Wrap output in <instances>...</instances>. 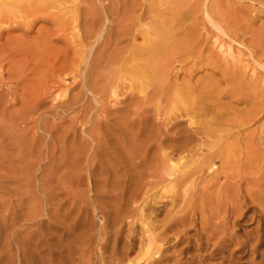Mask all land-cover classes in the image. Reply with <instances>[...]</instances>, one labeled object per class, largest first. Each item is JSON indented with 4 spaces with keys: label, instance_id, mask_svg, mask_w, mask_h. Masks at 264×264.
<instances>
[{
    "label": "bare ground",
    "instance_id": "6f19581e",
    "mask_svg": "<svg viewBox=\"0 0 264 264\" xmlns=\"http://www.w3.org/2000/svg\"><path fill=\"white\" fill-rule=\"evenodd\" d=\"M68 1H70V0H68ZM121 1H124V0H121ZM125 1H124V5L126 6L127 4L125 3ZM150 1H152L151 2L152 6H154V5L156 6L157 3H159V1L157 2L156 0L155 1L150 0ZM166 1L169 2L168 0H166ZM179 1H180L179 4H181L180 7H182V3L183 2L187 3L188 0H186V1L185 0H179ZM195 1H197V0H195ZM214 1L211 0L212 4L217 5ZM217 1L218 0H216V2ZM254 1H258L259 4L262 1L264 2V0H254ZM53 2H55V3L58 2L59 4H62L61 2H63L65 4L66 0H12V1L0 0V15H2V17H3L4 15L8 14V15L4 16V17H7L9 15L11 16V14L13 12L14 16H15V12L17 11V8L18 9L19 8L25 9L26 6H29L32 3L33 4H38V3L39 4H42V3L52 4ZM72 2H73V0H71V3ZM81 2H82V0H81ZM101 2L103 3V0ZM170 2L171 3L175 2V0H170ZM189 2H191V1L189 0ZM199 2L200 1L198 0V4H199ZM202 2L205 4L206 1L204 2L203 0H201V2H200V4H202L200 7L201 10H198L199 8L194 9V7H193L194 11L195 10H198L199 12L202 11L201 13L203 14L204 19L208 22V24H210L213 28H215L217 31H219L221 33L222 37H219L216 34L215 35L211 34L212 37L210 39V37L208 38L205 34H204L205 35L204 36L202 33H201L202 35L200 33H198V34H196L197 36L196 35L193 36L195 29L190 28V27L195 26V28H196L197 24L192 21L193 24L191 25L190 24L191 21H189L190 23L187 25L186 28L184 27L185 29H182L185 24H181L182 25V28H181L182 31L179 33L181 34V37L184 38V41H182L181 38H180L181 40L176 39V38L174 39V37H176V36L173 35L172 33H170L171 29H168L169 27H166V25H168L167 23L170 24V22H171L168 20L170 17L169 16L170 14L168 15L169 17H167V20H166V18H165L166 14L164 15V14L159 13L160 18L165 19V20H161L159 18V16H155V15H158V11H160L157 9L158 11L156 10L157 11L156 12L155 11V9L157 8L156 7V8H154V10L152 9V11H151L152 13L155 11L154 17H153V15L149 16L150 11H146V14L151 19H152V17L154 18V20L150 19V21L152 22V23H149V24H151L150 26L146 27L143 25L145 29H142L140 26V29L143 30L141 32V30L138 27L139 25L138 26L135 25L137 27V29L140 30V32L142 34V35L141 34L140 35L143 37L142 38L143 41H141V44H139L136 40L134 42L135 43L137 42L138 44H135V43H133L132 40H130L129 44L127 43L128 45H125L126 40L124 41V44H123L122 43L123 40L121 42V39H123V37L129 33L125 30L126 27L124 28V26L121 25L122 22H119V19L117 20L119 15L116 16V21H117V24L118 23H121V24L120 25L118 24V26L116 25L117 28H114L115 25L112 26V24L111 25L109 24V26L106 28L101 27L102 25H100V27L97 28V27H95V23H99V22L96 21V19H95V22L93 21L94 19L85 20V18H86L85 16H87V15L85 14L86 11L84 12V10H83L82 13L84 14V16H82V18L85 17L83 19L87 23L82 22L83 26L84 25L85 26L83 29H81L82 31H81L80 37L83 40H90V42L88 43V45H86V46H88V50L86 49L87 47H84V50L82 49V47H80V50L82 52L84 51L87 53H86V55L84 53V59H82V66H80V68H78V69H76V68L73 69L74 67L72 68L73 70L71 73L72 74L71 75V82L69 83L70 86H68L67 84H62L61 82H65V80L63 78H58V80L56 81L57 82L56 88L60 90L61 94L59 92H57L58 96H56V95H53L52 91H50V89L52 88V85H50V83H51L50 82L49 84H47V86L43 87L44 89H42V92L38 91L36 94H32V95H35V96H33L32 99L30 98V100L24 101L23 103L20 104L22 108H20L21 110H17V112H19L17 117L14 115H11V114H7V113H6L7 116H5L4 106L2 105V103H0V130H1L0 138H2L1 136H5L8 138V140H11V141L12 140H17V141L19 140V142H20V139H17L18 136L17 135L15 136V134H14V132L15 133L17 132V130H15V128L17 126V125H15L16 118L19 119L25 125L26 121L30 120V119H28V116L29 117L31 116L30 114H37V117L34 118L33 121L32 120L31 121L35 122L38 119L39 122L37 123V129L39 130V132H37V131L35 133L33 132L35 134V136L33 137L32 140H36L34 143L36 145H38L40 148H37V146H35V147H36L37 151L39 152V154L42 156V158L46 160V162L42 161L43 163L39 165V168L41 169V171H40L41 177L39 176L40 178L38 179V185L37 184L36 185L38 186L37 189H39V191L43 195L46 203L49 202V199L51 196H53V195L56 196V193L53 194V190H54L53 188H54V184H55L54 179H60V178L65 179L68 177L67 180H69L70 182H68V184L66 182V184L73 186L74 179L78 182L79 179L85 178V177L79 178L80 175L78 174L83 169L86 172L85 173L86 174L85 176L87 177L86 179L89 178L90 181H92L91 180L92 177L98 176V178H99V176L101 177L105 174L103 179H100V180H102V183L104 180V184H105L104 188L106 186H109L110 188H115L116 185L119 184L120 182H121V185L125 186V185H127V183H129L132 180L131 176H133V177L135 176L134 178L138 177L136 183H134L135 190H137L138 188H140V189L145 188L143 193H141L142 195H144L146 192L148 193V191H150L152 189L156 190V188H157V189H162L163 193H166V195H167V193H170L171 197H170V195H169V197L171 198L170 200L172 202H174V199H176L177 197L179 199L181 198L180 200L182 201L181 203H183V204H178V206H175V207H179L180 205H182V206L185 205L184 207L187 210V207L189 208L191 206L192 207L194 206L193 203L194 204L198 203L199 208H197V210L200 209L199 210L200 211L199 224L203 225V226L202 225L200 226L201 227L200 229L202 231H204V226L206 229L205 230L206 232L205 233L203 232L204 236H205L204 239L209 240V241L212 238L215 239L214 243H212V247H211L212 249L206 255H204L203 258H206V257L209 258V257L214 256V254L216 256H217V254H219L220 260L223 259V257H224L223 253H225L226 250H228V248H227L228 245H230V243L233 242L231 235L234 233V232L231 233V231H233V230H229L230 231L229 233L225 232V231H227V225L226 224H228L227 223L228 221H230L232 225L237 223L238 220L235 218L236 217L238 218L239 216L243 215V212L241 211V207L242 206L245 207L246 204H249L246 206L247 207L246 210L253 208V211H252L253 215H251L250 217L255 222L256 226L254 228H251L247 233H245V238L243 241L239 242L236 239V246H238L236 250L240 253V255L242 254V256H244L247 253L252 255V256H250V259L248 261L249 264H262V263H264V258L261 259L260 263H257V262L254 263V258L256 256H261V254H259L258 251H256V250L261 245V239H262V236L264 235V231H263L264 229L263 230L261 229V226L264 225V189H263L264 188V180H263L264 178L262 179L261 175L257 174L258 168L256 171L255 167L257 165L256 162L258 160L260 162V160H262V158H263V154L258 153V151H259L258 145H260V143H261L260 141H262V140L264 141V136L262 138L259 134H257V133L254 134L255 133V132L253 133L254 130L252 132H247V133L242 134V130L239 129L238 127H244V125L249 124L250 122L251 123L255 122L259 118L260 115L264 114V107H260L261 102H259L260 104L258 103V101L256 99L257 96L255 95L256 92H258L257 89L258 88L261 89L262 80H263L262 78L264 77V41L259 42L260 39H257V40H259L258 41L259 43L255 44V45H251L250 43H249L250 45H244L245 42L242 43L241 41L240 42L237 41L238 38L236 39V37H234L235 36L234 34H232L234 36L230 35L231 33L227 34L225 31H222L219 28V24L216 25L213 22L212 18L209 15V13L212 10L210 12H209L210 9L207 11L209 6L207 8V6L204 5ZM107 3H109V2H107ZM107 3H106V6L108 5ZM122 3L123 2H121L120 5H123ZM171 3H168V4H171ZM193 3H194V5L197 4V3L195 4V2H193ZM67 4H68V2H67ZM80 4L81 3H78V5H80ZM93 4L97 5V3H93ZM159 4L163 5L162 2H160ZM168 4H167V8L168 7L171 8L172 5L168 6ZM116 5H117V3H116ZM190 5H192V4H190ZM37 6H40V5H37ZM106 6H103V8H102V9H106L105 10L106 15H103L104 12L102 14H99L98 10L96 13H98V17L103 15L102 17H104V19L110 23V21L108 20L107 12L109 14H111V12L107 11L108 10L107 8L109 6H107V8H106ZM150 6H148V8ZM176 6L179 7L178 4H175L173 6V8L175 9ZM65 7H68V6H65ZM78 7L79 6H77L76 3H73L71 7L69 6L71 13L73 14V12L75 11L76 12L75 14H77ZM92 7H94V5ZM98 7H100V6H98ZM161 7H163V6H161ZM165 7H166V5L164 6V9H165ZM46 8H47V6H46ZM123 8H124V6H123ZM145 8H146V6H145ZM173 8H172V10L174 11ZM182 8H184V5ZM15 9H16V11L14 12L13 10H15ZM81 9L82 8H80V12H81ZM95 9H97V7ZM119 9H120V7H119ZM164 9L162 8L161 11H163ZM220 9L217 8L216 10H220ZM59 10H61V9L59 8ZM172 10L170 9V12H172ZM191 10L192 9H190V11ZM65 11H66V9H65ZM67 11H69V10H67ZM117 11L115 13L116 15L121 10H119L118 12ZM140 11H141V7H140ZM165 11H166V9H165ZM183 11H184V9H183ZM183 11H182V13H183ZM239 11H242V10H239ZM143 12H145V11H143ZM251 12H253V10ZM184 13H186V12L184 11ZM184 13L180 14V15H182L181 17H180V15H179V17H177L176 20L178 23L179 22L182 23L181 22L182 20H180V19L185 15ZM189 13L190 12L188 10V14ZM191 13H190V15H191ZM195 13L196 12H194L193 14H195ZM218 13L220 14V12H218ZM26 14H28V13H26ZM72 14H71V16H72ZM93 14H95L94 9H93L92 15ZM113 14H114V11H113ZM12 16H11V19H12ZM62 16H63V14H62ZM121 16H122V14L120 15V17ZM176 16H177V14H176ZM76 17H79V15L78 16L75 15L73 20H69V22L70 21L73 22L75 20H78V18L76 19ZM80 17H81V15H80ZM93 17H95V16H93ZM143 17H145V15ZM96 18H97V16H96ZM128 18H130L129 15H128ZM191 18H192V16H191ZM111 19H113V18H111ZM123 19L124 18L120 19V21H122ZM141 19H143V18H141ZM215 19H217V18H215ZM59 20H61V19H59ZM97 20H99V19L97 18ZM129 20H135V19H129ZM138 20L139 19H137V21H135V22H139ZM145 20L141 21V22H144L143 24L149 22L148 17L146 20L147 22H145ZM178 20H180V21H178ZM183 20H184V18H183ZM185 20H187V19H185ZM201 21H202V19H201ZM236 21H239V20H236ZM75 22H77V21H75ZM100 22H101V19H100ZM111 22L116 23L115 21H111ZM125 22H128V20H126ZM125 22L123 24H125ZM220 22H221V19H220ZM246 22H247V19H246ZM187 23L188 22H186V24ZM66 24H68V23H66ZM175 24L176 25H175L174 29L178 25H180V24L177 25L176 21H175ZM199 24L200 23H198V25ZM125 25H127V24H125ZM140 25H142V23H140ZM81 26L79 28H82ZM202 26H204V25L202 24ZM73 28H75V27H73ZM76 28H77V26H76ZM177 28L174 30V31H176V32H174L175 34L177 33ZM187 28H190V29L187 30ZM133 29H135V28H133ZM137 29H135V31ZM200 29L202 30V28H200ZM77 30H80V29H77ZM103 30H104V32H103ZM196 30H199V29H196ZM204 30L202 32H204ZM209 30L211 31V29H209ZM209 30H207V32ZM248 30H249V28H248ZM137 32H138V30H137ZM238 32H239V30H238ZM251 32H252V30H251ZM78 33H79V31H78ZM196 33H197V31H196ZM204 33H206V32H204ZM239 34L237 33V35H239ZM257 34L258 33H256L255 35H257ZM76 35H78V34H76ZM133 35H134L133 33L131 35L129 34L131 39H132V37H134ZM138 35H139V32H138ZM172 35L174 36L172 42L174 43V40H176L175 43L174 44H167L168 38H170ZM200 35H201V37L202 36L203 37L202 38L199 37ZM178 36H177V38H178ZM135 37H137V36L135 35ZM261 37L264 40V33H263V35H261ZM261 37L258 36L257 38H261ZM74 39H76V38H74ZM247 39H249V38H247ZM187 40H189V43L185 45V43H186L185 41H187ZM240 40H242V39H240ZM250 40H251V37H250ZM252 41H255V40H252ZM81 42H82V44L84 42L86 43V41H84V42L81 41ZM120 42H121V44H123L125 46L124 47H122L123 45L119 46ZM233 42L234 43L236 42L237 44L240 43V45L243 44L242 45L243 48L245 47L244 50L235 48ZM98 43H99V46L101 48V49L99 48L100 50H97L98 47H97V49H96V47H94L95 44H98ZM251 43H253V42H251ZM43 44L44 43H42V45ZM46 44H48V43H46ZM42 45H41V47H42ZM80 45L81 44H79V46ZM76 46H78V45H76ZM15 50H17V49H15ZM27 50H29L28 47H27ZM33 50L34 49H32V51ZM44 50H45V48H44ZM46 50H47V48H46ZM116 50H118L117 53L115 52ZM17 51H19V50H17ZM19 52H21V48H20ZM82 52L80 53L81 55H82ZM112 52H115V54H116L115 56H117V58H115V57L114 58L116 60H113L111 58L110 54ZM40 53H41V51H40ZM194 53H195L196 57L195 56H190V57H192L194 59H198V60L202 59L204 61V66L207 67V69H210L213 73L218 74L219 77L217 78V76L216 77L210 76L211 72L208 73V71H206L207 77L205 74V77H200L201 80L200 79L199 80L194 79L195 81L193 80L194 83L191 85L187 84L188 83V82H186L187 80L184 81V82H186V84H183V85L182 84L180 85L179 83L176 85L175 84L176 81L174 84L171 82L172 85L168 84V83H166V84H168L166 86L163 85V82H164L163 80L166 79L167 74L169 72H172V73L176 72V71H173L174 69H176V67L174 66V63H180V62L184 61L185 59H187V57H189L188 56L189 54L194 55ZM12 54H15L13 56L11 55L12 57H14V59L11 57L13 59V60L11 59L13 62H14V60H16L20 57V56L18 57V54L16 55V53H12ZM80 54H78V55H80ZM245 55H247V56L244 57ZM15 56H17V57H15ZM21 56L23 58V54H21ZM26 56L27 55H25V57ZM109 57L111 59H109ZM63 58H61V60H64ZM80 58H81V56H80ZM80 58H78L79 61H80ZM193 60H191V61H193ZM198 60H197V64H199L198 62H200ZM202 60H201L202 65H200L201 64V62H200V64L198 65L199 68H197V69H200V67L201 68L203 67V61ZM41 61H42V59H40V62ZM52 63H54V62H52ZM52 63H50V64H52ZM71 63L74 64V62H71ZM53 65L55 66V63ZM193 65H195V63ZM49 66H50L49 69H51V67L55 68L54 66H51V65H49ZM77 66L79 67L78 64H77ZM112 66H113V68H116V70H117V71H115V73L116 72H118V73L123 72L128 76V79L126 81V82H128V84L127 83H121L122 85L127 84L124 87L121 86V89L123 88L122 91H118L120 89L117 88V86L111 85L106 80L107 73H109L111 75V73L109 71H110V69H113ZM179 66L180 65H178V67ZM63 67H60L59 70H61ZM65 67L63 69L64 71H65ZM185 67H186V64H185ZM181 68L184 69L183 67H180L179 69H181ZM66 69H68V68H66ZM104 69H107L105 73H104V71H105ZM203 69H206V68H203ZM22 70H23V68H22ZM186 70H188L187 67H186ZM64 71L61 75L60 74L59 75L60 76L64 75ZM22 72H24V71H22ZM191 72H193V71L191 70ZM47 73L48 72H46L43 75H47ZM58 73H56V74H58ZM118 73H117V75H118ZM177 74H179V73L177 72ZM208 74H209V76H208ZM48 75H49V73H48ZM112 75H113V73H112ZM119 75L122 78V76H121L122 73H120ZM211 75H212V73H211ZM174 76L172 78L176 79ZM190 76L191 75L189 74V77ZM215 78H217V79H215ZM46 79H48V78L46 77ZM109 79H110V77H108V80ZM111 79H110V82L112 81ZM101 80H106L108 83L107 82H105V83L110 84V85L109 86L98 85ZM116 80H118V79L116 78ZM169 81H170V79H169ZM182 81H183V77H182ZM115 82H117V81L114 80V82L113 83L111 82V83L115 84ZM118 82H119V80H118ZM118 82L116 84H118ZM123 82H124V80H123ZM167 82H168V80H167ZM38 83L40 84L41 82H38ZM221 83H223L224 86H222V89L219 90L218 87H221V86H219V84L221 85ZM16 84L18 85V83H16ZM43 84H46V82ZM17 85H16V87H17ZM169 85H171V86H169ZM225 86H226V88H223ZM145 87L146 88L150 87L151 92L154 95H156V96H154L156 99L160 95L165 94V100L170 103V105L168 103H166V104H168L167 108H169L168 114L165 113L168 116V117L166 116L168 121H169V115L170 114L174 115V117L171 115L172 116L171 119H174V121H175V118H177V117H181V116L182 117L183 116L188 117V119H187L188 125L185 126L180 132L177 131L178 133L176 136H175V133H176V131H175L174 136L166 137L164 134L166 129L164 130L165 127L163 128V126H161V125H165L167 120L165 123H162V121H161V123H159L158 122L159 120H158L157 121L158 123L154 124L153 122H154V116L155 115L154 116L152 115L153 116V118H152L153 122H150L152 125L151 124L147 125V123L145 121L146 119L144 117L146 115H144L145 112H143V111H142L143 114L138 113L135 116L133 115L134 117L131 116L132 113L131 114L129 113L130 115H128L124 118H119V120L121 119L120 122L118 120V122L120 124L117 123L116 126L115 125L113 126V127H117V128H112V130L116 129L119 132L118 135H116L117 138H114L112 135L115 133L114 131L112 133H110V132L108 133V131L109 130L111 131V129L106 130L107 132L103 131V129L100 130L102 132H97V131H95L96 130L95 129L94 133L89 130L90 128H87L89 131H86L84 129V127L87 125V123L90 125V127H93L95 125L94 122L90 118H88V114L90 113L89 111H91L90 110L91 108H93L94 106H96V107L100 106V104H102L103 99H104L103 101L105 103V100L108 101L110 99V97H113L115 99L120 94L121 95L126 94L125 89L131 90L132 88L138 90V93L140 92V94H142V97L143 96L145 97V93H144ZM165 88H167V89H165ZM38 89L40 90L41 87ZM164 89L169 90V91H166V93H165ZM52 90L55 91V89H53V88H52ZM262 90H263V88H262ZM31 91H32V89H31ZM105 91H106V94L104 93ZM149 92L150 91H147L146 93H149ZM215 92L217 93V95H218V93H219V95H220V93H221V95H223V93H224V94L228 95L230 98L235 97V99H233V100L239 101V103H240L241 99L243 100V98H245V100L247 99L249 101V103H251L250 106L251 105L252 106L250 108H246L247 111L244 110L245 113L243 115H241L240 112L238 111L240 114L239 116H237V114L235 113L236 118H235V116L234 117L231 116L232 118L229 117L230 119L229 118L227 119V118H225V116H228V115H225V114H227V113L229 114V112H227V111H229L228 110L229 107L231 109V107L233 108V106H232V104H229L231 106H229L227 104L229 107H227V111H226V110H224V109H226V107H224V105H222L223 107L221 106V108H219L218 112H214V114L211 117L204 118V116H206L207 114H211L210 113L211 111H214V109L216 107L220 106L219 105L220 103L216 102V104H215V101H213L214 104L207 103L209 100H211V101L213 100L211 97L213 96V93H215ZM38 93L40 95H38ZM152 93H149V97H150V95H153ZM54 94H56V91ZM117 94H118V96H117ZM32 95H31V97H32ZM215 95L216 94H214V96H213L214 98H215ZM132 96H133V93H132ZM147 96H148V94H147ZM147 96H146V98L149 100H150V98L151 99L153 98V96L150 98ZM107 97H109V98L107 99ZM146 98H144V101L146 100ZM48 99L50 100L51 103L49 102L50 105L49 106L46 105V108H45V102ZM118 99L119 98H117V100ZM147 101L144 102L145 105H146ZM216 101H218V100H216ZM2 102H4V101L2 100ZM133 102H136V100ZM156 102H157V100H156ZM103 106H105V105H103ZM142 106H140V105H139V107L135 106V108L133 107V109L138 110L140 107L142 109ZM160 106H158V107H160ZM73 107H76V110L78 112L77 114H74L75 115L74 117L71 116L73 123L79 124L81 127L86 124L83 127V129L80 130V133L77 134L78 136H77L76 140H74L75 134H76V132H75V126L76 125L74 126V124H73L71 126L69 121L67 122V120H66V119H69L70 114H68V113H70L69 111ZM156 108H157V106H156ZM162 108L164 110V104H163ZM160 109H161V107H160ZM160 109L158 108V110H160ZM76 110H75V113H76ZM143 110H145V109L143 108ZM102 111H104V110H102ZM99 112H100V110H99ZM160 112L162 114V109ZM14 113H16V112H14ZM100 113L102 114V112H100ZM48 115L51 117L55 116V118H57L58 123L57 124H50L49 123L50 125L49 124L47 125V123L49 121L45 122L46 121L45 117ZM162 115H164V114H162ZM66 116L68 118H66ZM91 116H92V114L90 115V117ZM95 117L97 118V116H95ZM163 117H165V116H163ZM5 118H7L8 121H6ZM92 118H94V116H92ZM106 119H107V117H106ZM163 119H161V120H163ZM219 119H220V121H219ZM107 120H109V119H107ZM107 120H105V121L103 120V122L106 123ZM64 121L67 122L68 125L71 126V128L65 127ZM94 121H96V119ZM170 121L172 122V120H170ZM217 121H219L220 124L223 123V121L226 124L228 122L229 124H227V125H230L231 128L233 126V125L231 126V124H234V126L238 128V131L236 132L235 135H232V132H227V129L225 130L226 132L223 130L224 126L220 130L221 131L223 130L225 133H223V131L221 133V131L215 130V127H214V131L211 130L210 126ZM6 122H7V124H6ZM98 122H101V121H98ZM108 122L106 123V125L108 124ZM114 122H115V119H114L113 123ZM116 122H117V120H116ZM177 122L178 121L173 122L172 125H176ZM97 124L99 125V123H97ZM217 124H218V122H217ZM111 125H112V122H111ZM166 125L168 127V124H166ZM169 125H171V124H169ZM104 126H105V124H104ZM160 126H161V128H163V130L160 128ZM108 127H109V125H108ZM226 128H229V127H226ZM19 129H18V131H19ZM106 129H107V126H106ZM177 130H178V128H177ZM83 135H85L88 138V140L82 139ZM110 135H112V137L108 138V137H110ZM226 135H228L229 137L233 136L234 137L233 140H231V141L227 140L226 139L227 137H225ZM70 136H71V138H69ZM211 136H213L215 138V140L214 139L209 140L208 137H211ZM206 138H208V140H206ZM4 139L5 138L3 137V141H4ZM163 139H167L170 141L175 140L176 143L173 145L174 142L171 141V142H173L171 146H169V143H170L169 142L167 145L168 147H164V145H162ZM5 140H7V139H5ZM3 141L1 140V142H3ZM17 141H15L16 144L19 143ZM24 142H25V140H24ZM4 143H5V141H4ZM29 143H31V141ZM35 144H33V147ZM111 144H116L118 146L116 147V145H114L115 147L113 146L114 147L113 148V147H111ZM19 145H20V143H19ZM23 145H24V143H23ZM3 147L4 146H2V143H0V162H3V160H5L3 157H5L4 155H6V154L3 153V150H5L6 147H4V149H3ZM118 147L120 149H118ZM23 148H24V146H23ZM151 148H155V150H153V152H152ZM21 149H22V147H21ZM116 149H118V150H116ZM162 149H166L165 152H167V149H169L168 151L170 153L176 154L177 156L176 157L174 156V158H172L171 156H166L165 154H163L164 152H162L163 151ZM158 150L159 151L162 150L161 151L162 153L161 152H159V153L154 152V151L157 152ZM6 151H8V149ZM19 152H18V154H20ZM15 153L17 154V152H15ZM18 156H21V155H18ZM31 158H32V156H31ZM18 159H20V158H18ZM31 161H32V159H31ZM113 161L115 162L114 167H117L116 168L117 170L120 169L118 164L122 163L121 164V170L124 171L123 175L127 176L123 181L118 182V180H117L119 178L117 175L118 171L115 170L113 168V166L111 167V165L114 163ZM138 166H140V169ZM36 167H37V165H36ZM38 171H39V169H38ZM112 171H113V173H112ZM122 171L120 173H122ZM21 173H22V170H21ZM74 173H77L76 174L77 179L76 178L73 179V177L75 175ZM120 173H119V175H120ZM15 176H17V175L15 174ZM22 176L23 175H21L20 177H22ZM71 176H73V177L71 178ZM69 177L72 179V181L69 179ZM122 178H123V176H122ZM64 179H63V181H64ZM67 180H65V181H67ZM36 181H35V183H36ZM93 181H95V180H93ZM29 183H31V182H29ZM96 183L97 182H94L95 185H96ZM77 184H75V185H77ZM242 184H243V186H241ZM32 185H34V184H32ZM95 185H94V187H95ZM64 187H66V186H64ZM119 187L120 186H118V190L123 189V188L119 189ZM33 188H34V186H33ZM57 188H59V187H57ZM69 188L71 189V186L68 187V189ZM178 189H180V190L182 189V194L180 197H179L180 192H178ZM114 191H116V190H114ZM18 192H17V194H18ZM134 192H136V191H134ZM187 193H189V195H187L184 198V196ZM195 193L198 194V196H197V197H199L198 199L196 198V196L195 197L193 196V194H195ZM35 194H38V193L34 192V195ZM135 194L136 193H134L132 195V198L136 197ZM138 195H139V193H138ZM55 196H54V199L56 200ZM35 197H37V196H35ZM160 197L167 198V196H165V195H162ZM132 198H131V201L135 200ZM41 200H43V199H41ZM176 200H175V203H176ZM52 201L53 200H51V202ZM190 201H193L192 204L190 203ZM39 203L44 204V202H42V201H40ZM39 203H38V207L40 206ZM18 205H21V202ZM36 205L37 204L35 203L34 206H36ZM46 205L49 206V204H46ZM221 205H223L222 210H221L222 207L221 208L219 207ZM16 208H17V205H16ZM41 208H40V210H41ZM179 208L181 209V206ZM36 209H38V208H36ZM36 209H35V211H36ZM44 209H45V207H44ZM185 209H183V211H185ZM21 210H23V208ZM45 210L47 211V209H45ZM219 210L222 211V214H221V211H219ZM24 211L27 212L26 208L24 209ZM35 211L32 213V215L37 214ZM48 211H49V209H48ZM20 212L22 213V211H20ZM190 212L192 213L190 218L187 217V214L180 215V213L177 212L176 215L175 214L172 215V213H169L172 216L170 215L171 217H169L168 219L165 218L164 219L165 222L164 221L162 222L163 225H161L162 229L160 230V237H161L162 233L165 234L166 232H168V230L172 229V226H175V225L177 226L178 223H182L185 219L187 220V218L190 219L189 221L188 220L186 221L187 224H188V222L189 223L192 222L191 224H189V227H190V225L193 224V220H194L193 215H195V209L192 208ZM181 213H183V212H181ZM218 213H219V216H218ZM15 214H17L16 211H15ZM41 214H43V212L40 213V215ZM169 214H167V215L169 216ZM177 214H179V216H177ZM244 214H245V212H244ZM220 215L222 218H220ZM8 216H7V218H8ZM11 216H12V214H11ZM202 216L204 218H202ZM24 217H26V216H24ZM27 217H30V216H27ZM231 218H233V219L231 220ZM10 219H12V218L10 217ZM4 220H6V218ZM19 220H20V218H19ZM19 220L16 219V222ZM14 222L12 221V222H9L6 224L11 223L12 227L15 228L17 223L15 222L16 223V225H15ZM230 222H229V224H230ZM187 226L186 227L184 226V228H187ZM182 230H183V228H182ZM170 231H172V230H170ZM198 232H199V230H198ZM17 234H19V233H17ZM200 234H201V232H200ZM177 235H179V234H177ZM11 237H13V236H11ZM158 237L159 236L157 235V233L156 234L152 233V234L148 235L147 236L148 245H147V247H145V249H142V250H144L142 252L143 257H145V259L147 261H149V264L150 263L151 264L158 263L162 260V256L160 255V251H161L160 246L156 244V240ZM201 238H203V237H201ZM23 240H25V239H23ZM21 241H22V239H21ZM233 245H234V242H233ZM200 247L203 248V246L200 244L195 245L196 250L199 249ZM18 248H20L19 245H18ZM234 253H235V251H234ZM229 255L232 256L231 251H230V253H228V256ZM146 260H145V262H146ZM245 263H246V261H245ZM133 264H135V263H133Z\"/></svg>",
    "mask_w": 264,
    "mask_h": 264
},
{
    "label": "rangeland",
    "instance_id": "374dc122",
    "mask_svg": "<svg viewBox=\"0 0 264 264\" xmlns=\"http://www.w3.org/2000/svg\"><path fill=\"white\" fill-rule=\"evenodd\" d=\"M10 1H12V0H10ZM101 1L102 0H98V1L97 0H82V2H81V0H73V2L71 3V0L70 1L66 0L65 4L63 2H61L62 4H59L58 2H57L58 4L55 2H53L52 4H50V3L33 4L32 3L33 5L30 4L29 6H26L25 9H23V8L18 9L17 8V11H16V9L13 10L14 12L16 11L15 12L16 17L14 16V13L12 12V14H11V16L13 15L12 19H11L10 15H9L10 17L9 16L4 17L8 14L4 15L3 16L4 18L2 17V15H0L2 17V18L0 17V19H1L0 20V103H2V105L4 106L5 116H7L6 115V113H7V114H11V115H14L17 117V115L19 113V112H17V110H21L20 108H22L20 104L23 103L24 101L30 100V98L32 99L33 96H35L32 94H36L38 91L42 92V89H44L43 87L47 86V84H49L50 82H51L50 85H52V88L55 89L56 94H54L55 91H53L52 88L50 89V91L53 92V95L58 96L57 92L60 93V90L56 88V86H57L56 81L58 80V78H63L65 80V82H61V83L67 84L68 86H70L69 83L71 82L72 70L75 68L78 69V68H80V66H82V59H84V53H85V55L87 53L84 51L82 52L80 50V47H82L83 50H84V47H87L86 49L88 50V46H86V45H88V43L90 42V40H83L80 37L81 31H82L81 29H83L85 26V25L83 26L82 22L87 23L83 19L85 17H86L85 20L94 19L93 20L94 22L96 19V21H98L100 23V24L95 23V27H97V28L100 27V25H102L101 27L106 28L109 26V24L110 25L112 24V26L115 25L114 28H117L118 24L119 25L121 24V23L117 24V21H116V16L119 15L117 20L119 19V22H122L121 25H123L124 28L126 27L125 30L130 35L132 33L134 34L133 35L134 37H132V39L129 36V34H126L123 37V39H121V42L123 40V42H122L123 44H124V41L126 40L125 45H128L130 40H132L133 43H135L134 41L136 40L139 44H141V41H143L142 40L143 37L141 36L142 35L141 32L143 30L140 29V26L142 29H145L144 26H146V27L150 26L151 24H149V23H152V22L150 21L151 18L149 16L153 15V17H154V15H155L154 12L157 9L160 11L157 10L158 15H155V16H159V13L164 14V15L166 14V17H165L166 20H167V17L170 16L168 20L171 22H170V24L167 23L168 25H166V27H169L168 29H171L170 33H172L173 35L176 36V37H174L172 35L170 38H168L167 44H174L175 43L176 40H174V43L172 42L173 37H174V39L175 38L179 39V40L182 39V41H184V38L181 37V34L179 32H181L182 29H185L187 27V25L190 23L189 21H191V23H190L191 25L193 24V22L197 24L196 28H195V26L190 27V28L195 29L194 33L192 32L193 36H195L198 33H200V34L202 33L203 35L205 34L208 38L210 37V39L212 37L211 34H214V35L216 34L217 36L222 37L221 33L219 31H217L215 28H213L210 24H208V22L204 19L203 14L201 13L202 11L201 12L198 11V10H201V8H200L202 5V4H200L201 0H199L200 1L199 4H198V0L197 1L190 0L191 2H189V0H188L187 3L188 4L190 3L192 5H190V4L188 5L187 3L183 2L182 7L184 5V8L180 7L181 4H179L180 3L179 0H175V2H172V3L170 2V0H168L169 2H167L166 0H164V1L163 0H156L157 2L159 1V3L160 2L163 3V5H160L159 3H157L156 6L155 5L152 6L151 5L152 1H150V0H126V1L124 0L125 3L127 4L126 6L124 5V1H121V0H108V1L103 0V3ZM203 1L204 2L206 1L205 4L203 2L202 3L204 5H206L207 8L209 6L207 11L209 9H210L209 12L212 10L211 11L212 13L211 12L210 13L208 12V13H209L210 17L212 18L213 22L216 25L219 24V28L222 31H225L227 34H230V33H231L230 35L234 34L235 36L234 35H232V36L236 37V39L238 38L237 41H239V42L241 41L242 43L245 42L244 45H250V44L255 45L259 42L264 41L262 38L263 36L261 37V35H263V33H264V28H263L264 27V2L263 1L260 2V4H259L258 1H254V0H221V1L218 0L217 2H216V0L215 1L212 0L217 5L212 4L211 0H203ZM67 2H68V4H67ZM107 2H109V3H107ZM121 2H123L122 3L123 5H120ZM193 2H195V4L196 3L197 4L194 5ZM218 2L219 3L221 2V3L219 4ZM73 3H76L77 6H79L78 10H77V14H75L76 13L75 11L73 12V14L70 11L69 6L71 7ZM78 3H81L80 4L81 6L78 5ZM93 3H97V5H95ZM106 3L108 4L107 6H109L108 8L106 6ZM116 3H117V5H116ZM168 3H171V4H168ZM164 4L166 5V7H165L166 11L164 9V6H165ZM167 4H168V6L172 5V7L171 8L168 7L169 8L168 9ZM175 4H178L179 7L176 6L174 9L173 6ZM37 5H40V6H37ZM93 5L95 8L97 7V9L92 7ZM102 5L106 6V8L108 9L107 11L111 12V14H109L107 12L108 20L110 21V23L107 22V20H105L104 17H102L103 15H106L105 14L106 9H102L103 8ZM147 5L150 7L148 8ZM46 6H47V8H46ZM65 6H68V7H65ZM98 6H100V7H98ZM123 6H124V8H123ZM145 6H146V8H145ZM161 6H163V7H161ZM119 7H120V9H119ZM140 7H141V11H140ZM193 7H194V9H197V8H199V9L194 11ZM59 8L61 10H59ZM80 8H82L81 12H80ZM154 8H156V9L153 12L154 13L153 14L151 11H152V9L154 10ZM162 8L164 9L163 11H161ZM172 8L174 9V11L172 10ZM217 8H219V9L221 8V9L216 10ZM65 9H66V11L67 10H69V11L66 12ZM93 9H94L95 14L92 15ZM170 9L172 10V12H170ZM183 9L186 13H184ZM190 9H192V10L190 11ZM251 9L253 10V12H251L252 11ZM83 10H84V12L86 11L85 14L87 16L82 18V16H84V14L82 13ZM97 10L99 11V14H102L104 12L103 15L98 17V13H96ZM112 10L114 11V14H113ZM117 10L118 11L121 10V11L118 12ZM181 10L183 11V13L185 15L180 19V20H182L181 21L182 23H180V22L178 23L176 20L177 17H179L180 14H183ZM188 10L190 13L192 12L191 15H190V13L188 14ZM239 10H242V11H239ZM116 11L118 12L117 15L115 14ZM143 11H145V12H143ZM146 11H150L149 16L146 14ZM193 11L196 13L193 14L194 13ZM218 12H220V14ZM26 13H28V14H26ZM175 13L177 14V16ZM62 14H63V16H62ZM71 14H72V16H71ZM121 14H122L121 17L124 18L122 21H120V19H122L120 17ZM75 15L76 16L79 15V17H76V19L78 18L79 21L75 20L77 22H75V21L69 22V20H73ZM80 15H81V17H80ZM128 15L130 18H128ZM142 15L143 16L145 15V17H143ZM93 16H95V17H93ZM96 16L99 20H97ZM146 16L148 17L149 22L146 21L147 20ZM181 16L182 15H180V17ZM191 16H192V18H191ZM153 17L151 20H154ZM111 18H113V19H111ZM136 18L139 19L138 20L139 22H135V21H137ZM141 18H143V19H141ZM159 18H160V16H159ZM183 18H184V20H183ZM215 18H217V19H215ZM59 19H61V20H59ZM100 19H101V22H100ZM129 19H135V20H129ZM160 19L165 20L164 18H160ZM185 19H187V20H185ZM201 19H202V21H201ZM220 19H221V22H220ZM246 19H247V22H246ZM124 20L125 21L128 20L129 23L125 22ZM144 20L148 24L147 23L143 24L144 22H141ZM180 20H178V21H180ZM236 20H239V21H236ZM111 21H115L116 23H113ZM123 21L127 25L123 24L124 23ZM175 21H176L177 25L180 24L177 26L178 28L176 27L177 28V33H176L177 35L174 33V32H176V31H174L176 29V28L174 29V27L176 25ZM186 22H188V23L186 24ZM66 23H68V24H66ZM140 23H142V25H140ZM198 23H200V24L198 25ZM181 24H185L183 26V28H182ZM202 24L204 26H202ZM79 25L80 26L82 25L81 26L82 28H79L80 27ZM135 25H137V26L139 25L138 27L141 30V32L139 29H137V27ZM76 26H77V28H76ZM73 27H75L76 29ZM133 28L138 30L139 35H138L137 30L135 31V29H133ZM190 28H187V30ZM200 28H202V30ZM248 28L250 31L248 30ZM77 29H80V30H77ZM196 29H199V30H196ZM209 29H211V31ZM203 30L206 33L202 32ZM207 30H209L210 32L209 31L207 32ZM238 30H239V32H238ZM251 30H252V32H251ZM78 31H79V33H78ZM196 31H197V33H196ZM103 32H104V30H103ZM237 33L238 34L240 33V34L237 35ZM256 33H258V34L255 35ZM76 34H78L79 36ZM135 35L137 37H135ZM201 35L199 37H201ZM177 36H178V38H177ZM258 36L261 38H257ZM250 37H251V40H250ZM74 38H76V39H74ZM239 38L242 40H240ZM247 38H249V39H247ZM257 39H260V41ZM80 40L83 42L86 41L87 44L85 42L82 44V42ZM252 40H255V41H252ZM187 41H185L186 43L184 42L185 45L189 43V40H187ZM121 42L119 43V46L123 45V44H121ZM137 42L135 44H138ZM251 42H253L254 44ZM42 43H44V44L42 45ZM46 43H48V44H46ZM75 44L78 46H79V44H81V45L78 47ZM233 44H234L235 48H238L241 50H244V48H245V47L243 48V46H242L243 44L240 45V43L237 44L236 42L235 43L233 42ZM41 45L43 48L41 47ZM125 45H123L122 47H124ZM27 47L29 50H27ZM94 47H96V49L98 47L97 50L101 49L99 46V43L95 44ZM20 48H21L22 53L19 52ZM44 48H45V50L47 48V50H46L47 52L44 50ZM15 49H17L19 51L15 50ZM32 49H34V50L32 51ZM40 51H41V53H40ZM80 51L82 52V55L80 54L81 53ZM117 51L118 50H116L115 52L117 53ZM115 52H112L111 53L112 55L110 54V56L113 60H116L115 58H117V56H115L116 55ZM12 53H16V55L18 54V57L20 56L18 58L19 60L16 59L13 62L12 60L14 59V57H12V56L15 54H12ZM20 53L23 54V58H22ZM78 54H80V55H78ZM25 55H27V56L25 57ZM80 56H81V58H80ZM188 56L189 57H187V59H185L184 61H182L180 63H174V66L176 67V69H174L173 71H176L175 72L176 74L169 72L167 74L166 79H165L166 81L163 80L164 81L163 85L166 86L168 84H171V82L174 84L175 81H176V83H175L176 85L178 83L180 85L181 84L183 85V84H186V82H188L187 84L191 85L194 83L193 82L194 79L195 80H199V79L201 80L200 77H205V74L207 77L206 71H208V73L209 72L212 73V75L210 73V76H215V77L217 76V78L219 77L218 74L213 73L210 69H207V67L204 66V61L202 59L199 58L200 60H198V59H194V58L190 57V56H195V53H194V55L189 54ZM246 56L247 55H245L244 57H246ZM15 57H17V56H15ZM61 58H63L64 60H61ZM78 58H80V61ZM111 58L109 57V59H111ZM40 59H42L41 62H40ZM191 60H193V61H191ZM197 60L200 62H201V60L203 61V67L202 68L200 67V69H197V68H199L198 65L200 64V62H198L199 64H197ZM16 61L17 62L19 61V62L17 63ZM49 62L50 63L54 62L55 66L53 65L54 63L50 64ZM71 62H74V64L75 63L76 64L74 65ZM194 63H195V65H193ZM77 64L79 65V67L77 66ZM185 64H186V67L188 70H186ZM49 65L54 66L55 68L51 67V69H49L50 68ZM178 65H180V66L178 67ZM200 65H202V62ZM63 66L64 67L66 66L65 71L63 70L64 69ZM60 67H63V68L61 70H59ZM180 67H183L184 69H182V68L179 69ZM22 68H23V70H22ZM66 68H68V69H66ZM112 68H113V66H112ZM203 68H206V69H203ZM104 70H105L104 71V73H105L107 69H104ZM191 70L193 72H191ZM22 71H24V72H22ZM63 71H64V75L60 76L63 73ZM115 71H117L116 68L110 69L109 72L111 73V75L109 73H107L106 80L111 85L117 86V88L120 89V90L117 89L118 91H122L123 88L121 89V86L124 87L128 84V82H126L128 79V76L123 72H119V73L116 72L115 73ZM46 72L49 73V75L47 73L48 76L43 75ZM55 72L56 73L59 72V73L56 74ZM177 72L179 74H177ZM112 73L114 76L112 75ZM117 73H118V75H117ZM120 73H122V75H121L122 78L119 75ZM189 74L191 75L190 77H189ZM45 76L49 80L46 79ZM173 76L176 79L172 78ZM208 76H209V74H208ZM108 77H110V79L112 78L111 79L112 83L114 82V80L117 82L119 80L118 84H116L117 82H115V84H112L110 82V79L108 80ZM115 77L118 80H116ZM182 77H183V81H182ZM217 78H215V79H217ZM169 79H170V81H169ZM262 79L264 80V77ZM106 80H101L98 85L109 86L110 84H107L108 82ZM123 80H124V82H123ZM167 80H168V82H167ZM263 80H262L261 89L258 88L257 89L258 92H256V94H255L257 96L256 99H257L258 103L261 102L262 106L260 105V107H264V104H263L264 103V95H263L264 94V91H263L264 90V87H263L264 81ZM184 81H186V82H184ZM15 82L18 83V85ZM38 82H41V83L39 84ZM45 82H46V84H43ZM105 82H107V83H105ZM121 83H127V84L122 85ZM166 83H168V84H166ZM16 85H17V87H16ZM171 85H169V86H171ZM219 86H221V87H218L220 90V89H222V86H224V84L221 83V85L219 84ZM40 87H41V89L39 90L38 88H40ZM223 88H226V86ZM262 88H263V90H262ZM31 89H32V91H31ZM144 89H145V92H144L145 97L144 96L142 97V94H140V92L138 93V90L132 88L131 90L125 89L126 91L125 90L124 91L126 94H122V95L120 94L119 95L121 98L117 94L118 97H116L115 99L113 97H110V99L108 101L105 100V103H104V101H103L104 99H103L102 104H100V106H98V107L94 106L93 108L90 109L91 111H89L90 113L88 114V118H90L94 122L95 125L93 127H90V125L88 123H87V125L85 124L86 126L83 125L82 127L79 124H74L72 119H71V116L74 117L75 116L74 114H77L78 112L76 110V107L71 108L69 111L70 113H68V114H70L69 119H66V120H67V122L69 121L71 126L73 124H74V126L76 125L75 126L76 134H75L74 140L77 139V136H78L77 134L80 133V130L83 129L84 126H85L84 129L86 131L90 130L93 133L95 131L102 132V131H100L102 129H103V131L107 132L106 130L111 129V131L109 130L108 133L109 132L112 133L114 131L115 133L112 135L114 138H117L116 135H118L119 132L116 129L112 130V128H117V127H113V126L114 125L116 126V124L121 121V119L119 120V118H124V117L130 115L131 113H132L131 116L134 117L138 113L143 114L142 111L145 112L144 115H146V116H144V115L143 116L146 119L145 121H146L147 125H150L151 124L150 122H153L152 118L154 115H155L154 116V122H153L154 124H156L158 122L161 123V121H162V123H165L167 120L165 125H161V126H163V128L165 127L164 130L166 129L164 132L166 137L174 136L175 131H176V133H175V136H176L178 132H180L185 126L188 125L187 124L188 123V120H187L188 117H186V116H183L185 119L182 116H181L182 118L177 117V118H175V121H174V119H171L172 116L174 117V115L170 114L169 115V121H168V119H167L168 116L166 114H168L169 108H167V106H168V104L170 105V103L165 100V94L160 95L156 99L154 97L156 95H154L151 92L150 87H148V88L145 87ZM165 89H167V88H165ZM165 89H164L165 93H166V91H169V90H165ZM147 91H150L149 93L153 94V95H150V97L153 96L152 99L149 97V93H146ZM39 93H38V95H40ZM104 93L106 94V91ZM132 93H133V96H132ZM147 94H148V96H147ZM214 94L217 95L216 92L213 93V96H214ZM31 95H32V97H31ZM216 95H215V98L212 96L211 98L213 100L212 101L209 100L207 103L214 104L213 101H215V104H216V102H219L220 104L219 103L218 104L220 106L216 107L214 109V111L210 112L211 114H207L206 116H204V118L211 117L214 114V112H218L219 108H221L222 105H224V107H226V109H224L226 111H227V107L231 106L229 104H232V106H233V108L231 107V109L229 107V109H228L229 111H227V112H229V114L225 111L227 113L225 115H228V116H225V118H227V119L229 117L232 118L234 116L236 118L235 113L237 114V116H239L240 114L243 115L245 113V111H247L246 108H250L252 106V105L250 106L251 103H249V101L247 99L245 100V98H243V100L241 99L242 101L240 100V103H239V101L233 100V99H235V97L230 98L228 95H226L224 93H223V95H221V93H220V95L218 93L219 96L218 95L216 96ZM146 96L149 97L150 100L147 99ZM108 98L109 97H107V99ZM117 98H119V99L117 100ZM144 98H146L145 101L148 100L146 103V105L148 107L144 104V102H145ZM2 100L4 102H2ZM135 100H136V102H133ZM156 100H157V102H156ZM216 100H218V101H216ZM49 102H50L49 99L45 102V108H46V105L47 106L50 105L51 102L50 103ZM162 103L164 104V110L162 108L163 107ZM166 103H168V104H166ZM103 105H105V106H103ZM134 105L138 106V107H139V105L140 106L143 105V106H142V109L140 107L138 110L135 109L136 110L135 111L133 109V107L135 108ZM156 106H157V108H156ZM158 106L161 107L162 114H164V115L161 114V112H160L161 109ZM143 108L145 110H143ZM158 108L160 110H158ZM75 110H76V113H75ZM99 110H100V112H102V114L99 112ZM102 110H104V111H102ZM238 111L240 112V114ZM14 112H16V113H14ZM91 114H92V116H94V118H92V116L90 117ZM30 115H31L30 117L28 116V119H30V120H27L25 125L19 119L16 118L15 125H17V126H16L15 130H17V132L16 133L14 131L13 132H14L15 136L16 135L18 136L17 139H20V142H19V140L18 141L17 140H12V141L8 140V138L5 136H1L2 138H0V143H2V146L6 147V149L3 150V153L6 154V155H4L5 157H3L5 160H3V162H0V164H1L0 165V264H101V263L102 264H133V263H135V264H149V261H147L145 259V257H143L142 252L144 250H142V249H145V247H147V245H148L147 236L152 234V233H154V234L157 233V235L159 236L156 240V244L160 246V250H161L160 255L162 256V260L160 262L154 263V264H249L248 261L250 259V256H252V255L247 253L244 256H242V254L240 255V253L236 250L238 247V246H236V239L239 242L243 241L245 238V233H247L251 228H254L256 226L255 222L250 217L251 215H253V213H252L253 208L246 210V208H247L246 206L249 204H246L245 207L244 206L241 207V211L243 212V215L239 216L238 218L237 217L235 218L238 220L237 223L232 225L231 222L228 221L227 222L228 224H226L227 225V231H225V232L229 233L230 232L229 230H233V231H231V233L234 232L232 235L231 234L230 235L232 236V239H233L232 241L234 242V245L236 247L233 245V242L230 243V245H228V247H227L228 250H226V252L223 253L224 257L222 260H220L219 254H217V256L214 254V256L209 257V258H207V257L203 258V256L206 255L212 249L211 248L212 243H214L215 239L212 238V239H210V241L204 239L205 238L204 233L206 232L205 231L206 229H205V226H204V231H202L200 229L201 228L200 226L202 224H199V221H200V211L199 210L200 209L197 210V208H199L198 203H196V204L193 203L194 206L193 207L191 206L189 208L187 207V210L184 207L185 205L184 206L180 205L181 206V209H180L179 208L180 206L179 207H175V206H178V204H183V203H181L182 202L180 200L181 198L179 199L176 196L177 200L174 199V202H172L170 200L171 199L170 193H167V195H166V193H163L162 189H157V188H156V190L152 189V190L148 191V193L146 192L144 195H142L141 193H143L145 188L144 189L138 188L137 190H135L134 183H136V181L138 179V177L134 178L135 176L134 177L131 176L132 180L129 183H127V185H125V186L121 185L120 181H123L127 177V176L123 175L124 171L121 170V164L122 163L118 164V166L120 167V169H118V170L116 169L117 167H114L115 166L114 161H113L114 163L111 165V167L113 166V168L118 171L117 175L119 178L117 180H118V182H120L119 184L116 185L115 188H110L109 186H106L104 188V185H105L104 180L102 183V180H100V179H103L105 174L104 175L102 174L103 175V176H101L102 178L100 176H99V178H98V176L92 177V179H91L92 181H90L89 178L86 179L87 178L85 176L86 172L83 169L80 172L81 174L80 173H78V174L80 175L79 178H83V177H85V178L79 179V181L77 182L74 179V178H76L77 173H74L75 175L73 174L74 177L71 176V178L73 177V179H74L73 186L67 185L68 182H70L69 180H67L68 177L65 179L64 178L54 179L55 184H54V188H53L54 189L53 194L56 193L57 197L52 194L53 196H51L50 199L53 201L51 202V200L49 199V202L46 203L43 195L41 194L39 189H37L38 179L41 177V175H40L41 169L39 168V165L42 164L43 162H46V160L43 159L42 156L37 151L35 146H37V148H40V147L34 143L36 140H32L33 137L35 136L34 133L36 131L39 132V130L37 129V123L39 121L37 119L36 120L37 122L36 121L32 122L34 120V118L37 117V114H30ZM67 116H66V118H68ZM95 116H97V118ZM163 116H165V117H163ZM260 116L255 122H252V123L250 122L249 123L250 125L246 124V125H244V127H238L239 129L242 130V134L247 133V132H252L254 130L253 131V133L255 132L254 134L257 133L263 138V136H264V114H262ZM106 117L109 120H107ZM159 117L161 119H163V118L164 119L161 120ZM45 118H46L45 122L49 121L47 123V125L49 123L50 124H57L58 123L57 118H55V116L51 117L48 115ZM95 119H96V121H94ZM114 119H115V122L117 120L116 123L115 122L113 123ZM5 120L8 121L7 118H5ZM103 120L104 121L107 120V122L109 121L108 124L106 125L107 122L105 123V122H103ZM118 120H119V122H118ZM170 120H172V122ZM65 121H64L65 127L71 128V126H69L68 123ZM98 121H101V122H98ZM176 121H178L176 123V125H172L173 122H176ZM219 121H220V119H219ZM219 121H217L218 124H217V122L212 124L210 126V129L214 131V127H215V130L221 131L220 129L224 126L223 130L225 131L227 129V132H232V135H235L236 132L238 131V128L235 127L234 124H231V126L233 125L231 128L230 125H227V124H229L228 122L226 124L223 121V123H221L222 124L221 125L219 123ZM96 122L99 123V125ZM111 122H112V125H111ZM6 124H7V122H6ZM104 124H105V126H104ZM166 124H168L169 128L167 127ZM169 124H171L172 126ZM108 125L110 128L108 127ZM106 126H107V129H106ZM161 126H160V128H161ZM226 127H229V128H226ZM87 128H90V129L88 130ZM163 128H161V129L163 130ZM177 128H178V130H177ZM18 129H19V131H18ZM222 131H221V133H222ZM224 131H223V133L226 132V131L225 132ZM0 132H1V130H0ZM112 135H110V137H108V138H111ZM3 137L5 139H7V140L4 139L5 143L3 141ZM225 137H227L226 139L229 141L233 140V138H234L233 136L229 137L228 135H226ZM69 138H71V136ZM208 138H209V140H212V139L215 140V138L213 136L208 137ZM208 138H206V140H208ZM82 139L88 140V138L85 135H83ZM1 140L3 142H1ZM24 140H25V142H24ZM15 141L19 142L20 145H19V143L16 144ZM30 141H31V143H29ZM171 141H173V140H171ZM171 141L167 140V139H163L162 145H164V147H168L167 145L169 142H170L169 146H171L173 142H174L173 145L176 143L175 140L173 142H171ZM260 142H261L260 145H258V148H259L258 153L263 154V158H262L263 161L260 160V162H259V160H258L256 162L257 165L255 168H256V171L258 168L257 174L261 175V177L263 179L264 178V173H263L264 172V141L262 140ZM23 143H24V145H23ZM33 144H35L34 147H33ZM114 145H116V144H111V147H113ZM20 146L22 147V149ZM23 146H24V148L25 147L26 148L24 149ZM117 146L118 145H116V147ZM4 147H3V149H4ZM7 149H8V151H6ZM118 149H120V148L118 147ZM118 149H116V150H118ZM153 150H155V148H151L152 152H153ZM162 150L161 151L164 152L163 154H165L166 156H171L172 158H174V156L175 157L177 156L176 154L170 153L168 151L169 149H167V152H165L166 149H162ZM161 151L158 150L157 152L156 151H154V152L159 153ZM15 152H17V154ZM18 152L20 154H18ZM18 155H21V156H18ZM31 156H32V158H31ZM17 157L20 159H18ZM23 159L24 160L26 159V160L24 161ZM31 159H32V161H31ZM36 165H37V167H36ZM138 167L140 169V166H138ZM38 169H39V171H38ZM21 170H22V173H21ZM121 171H122V173H120ZM112 173H113V171H112ZM119 173H120V175H119ZM15 174L17 176H15ZM21 175H23V176L20 177ZM122 176H123V178H122ZM71 178L69 177V179L72 181ZM63 179H64V181L65 180H67V181L64 182ZM93 180H95V181H93ZM35 181H36V183H35ZM29 182H31V183H29ZM66 182H67V184H66ZM94 182H97L96 185L94 184ZM32 184H34V185H32ZM75 184H77V185H75ZM94 185H95V187H94ZM33 186H34V188H33ZM64 186H66V187H64ZM70 186H71V189L70 188L68 189V187H70ZM118 186H120L119 189H122V188L123 189L118 190ZM241 186H243V184ZM57 187H59V188H57ZM65 189L66 190L68 189V190L66 191ZM114 190H116V191H114ZM134 191H136V192H134ZM17 192H18V194H17ZM34 192L38 193V194L34 195ZM178 192H180V194L178 193L179 197H180L182 194V189L181 190L178 189ZM134 193H136L135 194L136 197L132 198V195ZM138 193H139V195H138ZM161 194L167 196L168 199L165 197H160V196H162ZM169 195H170V197H169ZM187 195H189V193H187L184 196V198ZM35 196H37V197H35ZM54 196H55L56 200L54 199ZM193 196L194 197L196 196L197 199L199 198V197H197L198 196L197 193L193 194ZM131 198L135 199V200L131 201ZM41 199H43V200H41ZM175 200H176L177 204L175 203ZM40 201L44 202V204L39 203ZM20 202H21V205H18V204H20ZM192 202L193 201H190L191 204H192ZM35 203L37 204L36 206H34ZM38 203L42 207L41 208L39 206L41 208V210L38 207ZM46 204H49V206ZM16 205H17V208L19 207L18 209L16 208ZM223 205H221L219 207L221 208ZM35 207L38 208L39 210L36 209ZM44 207H45V209H47V211L44 209ZM20 208L21 209L23 208V210H21ZM25 208H26L27 212L24 211ZM192 208L195 209V215H193L194 216L193 217L194 218L193 224L190 225V227H189V224H191L192 222L191 223L188 222V224H187L186 221L190 220L188 218H190L192 215V213L190 212ZM35 209H36V211H35ZM48 209H49V211H48ZM183 209H185V211H183ZM222 209H223V207L221 208V210ZM19 210L22 211L23 214ZM221 210H219V211H221ZM15 211L17 214H15ZM34 211L37 213L36 215H32V213ZM42 212H43V214L40 215V213H42ZM177 212L180 213V215L187 214V217H188L187 220L185 219L183 221L185 224L182 222V223H178L177 226L176 225L172 226V229H170L172 231L168 230V232H166L167 234L162 233L161 237H160V230L162 229L161 225H163L162 222L164 221V219L165 218L168 219L173 214L176 215ZM181 212H183V213H181ZM244 212H245V214H244ZM169 213H172V215ZM219 213H218V216H219ZM11 214H12V216H11ZM167 214H169V216ZM221 214H222V211H221ZM6 215L7 216L9 215L8 218ZM24 216H26V217H24ZM27 216H30V217H27ZM177 216H179V214H177ZM10 217L12 219H10ZM5 218H6V220H4ZM19 218H20V220H19ZM202 218H204V217L202 216ZM220 218H222L221 215H220ZM16 219H18L19 221L16 222ZM232 219L233 218H231V220ZM12 221L13 222L15 221L17 223V225H16V223L14 222L15 225L17 226V227L15 226L16 229L12 227L11 223L6 224V223H9ZM229 222H230V224H229ZM184 226L185 227L187 226V228H184ZM182 228H183V230H182ZM261 229L262 230L264 229V225L261 226ZM198 230H199V232H198ZM200 232L202 235L200 234ZM17 233H19V234H17ZM176 233L179 235H177ZM11 236H13V237H11ZM201 237H203V238H201ZM21 239H22V241H21ZM23 239H25V240H23ZM22 242L23 243L25 242V243L23 244ZM196 244L202 245L203 248L200 247L199 249L196 250L195 249ZM18 245L20 248H18ZM230 251H231V254L233 257L230 255L228 256V253H230ZM234 251H235V253H234ZM256 251H258V253L261 254V256H256L254 258V263H256V262L260 263L261 259L264 258V235L262 236V239H261V245L257 248ZM145 260H146V262H145ZM245 261H246V263H245ZM262 264H264V263H262Z\"/></svg>",
    "mask_w": 264,
    "mask_h": 264
}]
</instances>
